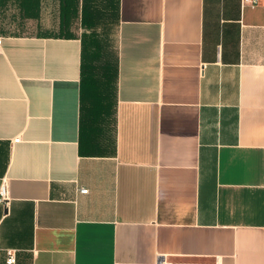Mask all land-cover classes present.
<instances>
[{
    "label": "crops",
    "instance_id": "crops-1",
    "mask_svg": "<svg viewBox=\"0 0 264 264\" xmlns=\"http://www.w3.org/2000/svg\"><path fill=\"white\" fill-rule=\"evenodd\" d=\"M3 180L0 264H264V0H0Z\"/></svg>",
    "mask_w": 264,
    "mask_h": 264
},
{
    "label": "built area",
    "instance_id": "built-area-1",
    "mask_svg": "<svg viewBox=\"0 0 264 264\" xmlns=\"http://www.w3.org/2000/svg\"><path fill=\"white\" fill-rule=\"evenodd\" d=\"M250 1L253 5H256L259 3V0H250ZM81 191L87 192L88 189L82 188ZM8 199H9V196H8L7 184H6V181L3 180L2 182H0V203H7ZM15 261H16L15 251L10 250L8 262L14 263Z\"/></svg>",
    "mask_w": 264,
    "mask_h": 264
}]
</instances>
